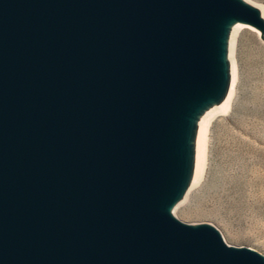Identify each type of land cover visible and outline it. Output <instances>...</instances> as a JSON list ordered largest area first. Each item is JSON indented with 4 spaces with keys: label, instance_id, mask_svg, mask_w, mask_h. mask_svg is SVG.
Masks as SVG:
<instances>
[{
    "label": "water",
    "instance_id": "1",
    "mask_svg": "<svg viewBox=\"0 0 264 264\" xmlns=\"http://www.w3.org/2000/svg\"><path fill=\"white\" fill-rule=\"evenodd\" d=\"M218 16L259 24L237 0H0V264H264L157 205Z\"/></svg>",
    "mask_w": 264,
    "mask_h": 264
},
{
    "label": "rangeland",
    "instance_id": "2",
    "mask_svg": "<svg viewBox=\"0 0 264 264\" xmlns=\"http://www.w3.org/2000/svg\"><path fill=\"white\" fill-rule=\"evenodd\" d=\"M225 25L226 57L238 70L234 104L211 125L202 184L190 195L177 185L170 199L179 197L174 209L179 220L212 227L229 245L264 256V37L242 22Z\"/></svg>",
    "mask_w": 264,
    "mask_h": 264
},
{
    "label": "bare ground",
    "instance_id": "3",
    "mask_svg": "<svg viewBox=\"0 0 264 264\" xmlns=\"http://www.w3.org/2000/svg\"><path fill=\"white\" fill-rule=\"evenodd\" d=\"M237 1L257 11L259 24H252L235 16L214 18L209 34L213 81L209 86L194 89L183 95L176 101L169 115L165 130V148L173 159L176 167L175 181L184 195H190L189 193L204 181L211 125L219 113L225 115L231 111L237 92L238 70L236 64L226 57L229 55L225 45L229 29L223 23L242 22L257 29L259 35L264 37V5L252 0ZM177 199L173 201L161 197L157 205L163 212L177 218L174 214V209L179 205V202L175 201Z\"/></svg>",
    "mask_w": 264,
    "mask_h": 264
}]
</instances>
